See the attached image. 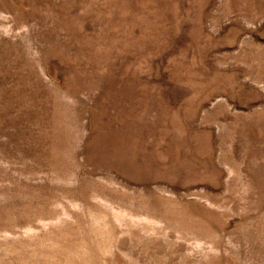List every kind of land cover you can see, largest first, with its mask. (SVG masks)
Returning a JSON list of instances; mask_svg holds the SVG:
<instances>
[{
	"label": "rangeland",
	"instance_id": "374dc122",
	"mask_svg": "<svg viewBox=\"0 0 264 264\" xmlns=\"http://www.w3.org/2000/svg\"><path fill=\"white\" fill-rule=\"evenodd\" d=\"M0 264H264V0H0Z\"/></svg>",
	"mask_w": 264,
	"mask_h": 264
},
{
	"label": "bare ground",
	"instance_id": "6f19581e",
	"mask_svg": "<svg viewBox=\"0 0 264 264\" xmlns=\"http://www.w3.org/2000/svg\"><path fill=\"white\" fill-rule=\"evenodd\" d=\"M155 159V158H154Z\"/></svg>",
	"mask_w": 264,
	"mask_h": 264
}]
</instances>
